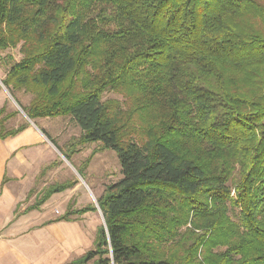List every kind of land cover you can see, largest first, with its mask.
I'll return each instance as SVG.
<instances>
[{
  "label": "trees",
  "instance_id": "obj_1",
  "mask_svg": "<svg viewBox=\"0 0 264 264\" xmlns=\"http://www.w3.org/2000/svg\"><path fill=\"white\" fill-rule=\"evenodd\" d=\"M3 60L29 119L71 116L69 154L101 141L120 164L70 264H264V0H0ZM5 109L2 139L27 127ZM70 206L57 220L96 210Z\"/></svg>",
  "mask_w": 264,
  "mask_h": 264
},
{
  "label": "crops",
  "instance_id": "obj_2",
  "mask_svg": "<svg viewBox=\"0 0 264 264\" xmlns=\"http://www.w3.org/2000/svg\"><path fill=\"white\" fill-rule=\"evenodd\" d=\"M6 99L0 81V108ZM43 142L42 131L28 124L21 132L0 138V264H70L94 248L100 224L95 220L88 225L93 211L57 220L70 200H53L54 194L39 209L26 211L23 206L36 181L35 169L43 164L39 162L43 151L38 148Z\"/></svg>",
  "mask_w": 264,
  "mask_h": 264
},
{
  "label": "rangeland",
  "instance_id": "obj_3",
  "mask_svg": "<svg viewBox=\"0 0 264 264\" xmlns=\"http://www.w3.org/2000/svg\"><path fill=\"white\" fill-rule=\"evenodd\" d=\"M6 53L11 54L15 61L21 58L19 47L4 51L1 55H6ZM6 69L7 66L4 65L3 60L0 63V77H4ZM16 97L23 106H27L31 99V95L23 92H16ZM110 98L121 100L118 94L112 92H107L102 97L103 100ZM4 115H7V118L2 124L5 130L15 129L20 124L35 125V127L42 131V133L45 132L57 144V146L54 145L43 133L45 143L38 144V148L43 151L39 162L43 164L41 163L42 165L35 169L37 174L36 181L28 191L23 201V206L27 208L29 205L34 204L48 186L65 180L76 179L77 183L73 186L74 188L72 187L71 190L67 189L59 192V194L54 193L53 200L62 198L64 202L69 199L70 201L68 203H71L70 207L75 209H79L82 204L89 202L90 204L88 205H94L96 210L93 211L95 214L89 212L87 218L88 225L93 226L95 220L98 222V225L103 224L101 214L98 211L99 207H97V198L103 194L108 184L117 182L122 176L116 152L112 149L102 148L101 141H93L79 145L76 147L75 152L69 154L67 152V146L74 139L78 138L81 133L80 128L72 120L71 116L40 117L31 120L26 117L23 109L11 97L8 91L6 109L1 117ZM89 156L91 158L88 166L82 172L81 177L77 170L80 169L82 163Z\"/></svg>",
  "mask_w": 264,
  "mask_h": 264
},
{
  "label": "water",
  "instance_id": "obj_4",
  "mask_svg": "<svg viewBox=\"0 0 264 264\" xmlns=\"http://www.w3.org/2000/svg\"><path fill=\"white\" fill-rule=\"evenodd\" d=\"M27 117V116H26ZM28 118V117H27ZM98 207V206H97ZM98 211L100 212V210H99V208H98ZM100 214H101V212H100ZM101 217H102V214H101ZM102 222H103V224H104V220H103V217H102Z\"/></svg>",
  "mask_w": 264,
  "mask_h": 264
}]
</instances>
